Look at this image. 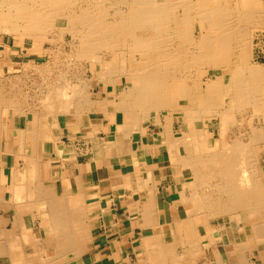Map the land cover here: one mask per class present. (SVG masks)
<instances>
[{
  "label": "bare ground",
  "instance_id": "1",
  "mask_svg": "<svg viewBox=\"0 0 264 264\" xmlns=\"http://www.w3.org/2000/svg\"><path fill=\"white\" fill-rule=\"evenodd\" d=\"M260 1L0 0V29L16 36L22 48L27 38L32 40L34 50L50 33L58 32L60 36L67 33L72 53L92 61L95 58L99 71L95 69L94 75L101 91L107 92L112 85V97H123L119 105H115L128 119L117 128L125 126L132 133L149 121L171 131L172 119L182 115L183 125L177 142L185 146L183 162L193 179L185 184L183 211L171 235L166 237L158 232L144 238L141 256L146 259L145 264H194L196 256L207 255L210 247L215 264H241L249 260L251 251L247 225L256 228L258 236H264V186L254 147L264 133L253 126L249 139L238 136L230 145L227 143L230 135H226L229 139L224 141L232 125L233 109L242 111L250 106L257 112L264 106V97H260L264 94V75L250 64L252 38L249 30L246 34L248 26L264 24V2ZM99 52L114 55V59L102 58L97 55ZM203 67L208 68V74L202 81L198 71ZM53 68L47 69L52 71ZM226 69L231 70L227 78L224 74L216 75V71ZM193 72L197 77H193ZM46 81L49 87L45 84L46 91L37 95L44 97L45 104L40 111L35 109L31 113L30 128L35 131L45 122L41 119L64 116V112L83 113L88 105L86 97H90L86 85L79 80L73 87L72 81L71 85L65 83L68 86L51 79ZM2 85L0 113L2 107L9 110L14 106L20 111L16 104L18 99L14 98L20 96ZM211 116L221 122V139L208 150L207 130L200 128L198 122ZM0 127H3L1 121ZM214 179L217 182L210 185L212 193L201 194L200 183ZM222 214L229 216L234 241H226L207 222ZM220 241L224 243L221 245ZM231 257H236L239 263H232ZM209 263L205 259L202 264Z\"/></svg>",
  "mask_w": 264,
  "mask_h": 264
},
{
  "label": "crops",
  "instance_id": "2",
  "mask_svg": "<svg viewBox=\"0 0 264 264\" xmlns=\"http://www.w3.org/2000/svg\"><path fill=\"white\" fill-rule=\"evenodd\" d=\"M120 114L97 111L85 131H35L22 116L8 117L0 133V264H145L144 238L171 235L191 181L185 146L172 125L117 128L128 119Z\"/></svg>",
  "mask_w": 264,
  "mask_h": 264
},
{
  "label": "rangeland",
  "instance_id": "3",
  "mask_svg": "<svg viewBox=\"0 0 264 264\" xmlns=\"http://www.w3.org/2000/svg\"><path fill=\"white\" fill-rule=\"evenodd\" d=\"M94 1H96V0H94ZM101 1L110 2L112 0H101ZM260 2H264V0H261ZM263 10H264V6L262 5V11ZM263 29H264L263 22L261 25H258V26H253V27L248 26V28L246 29L247 30L246 34L248 35V30H249V35L251 34V38H252L251 39V46L253 48L252 49L253 52L251 55L250 64L253 65V67H257L259 69V71L260 72L262 71L261 73H263V75H264V30ZM196 33L198 34L199 32L196 31ZM55 34H57V35H55ZM48 37H47L48 39L45 40L41 44L40 47H38L37 49H34V50H36V51H34L31 49L33 44H32V40L30 38H27V40L25 41L23 48H22L20 45V41L18 40V38L16 36H14L12 33H8L5 30L0 29V67H1L0 71H2L0 74V76H1L0 79L2 78L0 80V86L3 84L2 87L5 86L4 89H6V87L8 88V90L13 89L12 91H14L15 94L20 96V97H14V98H16V100L18 99L17 102L19 103V105H18V103H16V104H17V106H19L20 111L18 110L17 107H14V106L10 107L9 110H7L5 107L1 108L0 121H1L2 125L5 127V125H6L5 121L8 120V117H15L16 115H20V116H22L23 123L26 127L30 128V126H32L33 117H32L31 113L35 109L37 111H40L41 107L45 104L44 97H37V95H39L41 91H46V89L49 87L48 86L49 83H47L46 79H51L52 81L53 80L57 81L59 84H63L65 86H68L67 85L68 83H69V85H71L70 81H72V83H73L72 87L75 86L79 80L81 82V84H83V86L86 85L87 91H89V95H90V97H86V99L88 100V105H87V107L84 108L83 113L81 112L80 114H78V113L64 112V114H63L64 116H60V117H54V116L51 117L50 116L48 118L41 119L42 121H45L42 125L45 126L47 130H50V128H52V127H59V128H66L67 127V129H73L75 131H78V130L85 131L87 129L86 127L87 126L89 127V125H90L91 118L98 116L97 111L101 113V112H104L106 110H110L113 117L118 120V116H121V114L117 111L116 105L117 104L119 105V103H120L121 99H123V97H115V98L112 97V92H113L112 91L113 90L112 85L108 86L107 92L110 95L109 97H107L108 96L107 92L101 91V88H100L99 84L97 83L95 75H94L95 69H97V72L99 71L98 68H96V62L94 61L95 58H92V59H94L92 61L91 58L79 57L78 55H75L76 52L72 53L70 50V47L68 45L69 41H70V36L67 33L65 35H61V36L59 35L58 32L52 33V34L50 33L48 35ZM51 39L55 40V41L52 43ZM58 45H60V46L58 47ZM10 47H11V49H10ZM51 47L55 51L50 49ZM56 49L59 51H57ZM56 51L61 52V53H57ZM99 54L102 56V58L108 57L107 60H109L110 58L114 59V57H113L114 55L110 56V54H107L104 52L97 53V55H99ZM56 55H58V56H56ZM56 57L58 59H56ZM81 59H82V61H81ZM49 62H51V63H49ZM55 63L57 65H55ZM44 64H45V66H42ZM254 64H255V66H254ZM33 66H35V67H33ZM62 66H63V68H61ZM11 67H15V68L10 70L9 68H11ZM48 67H51V68L54 67L55 69L53 68V69H51L52 71H50V69H47ZM75 67L79 71H77V69ZM31 68H32V70H31ZM64 68H66L67 72L64 70ZM74 68H75V71H74ZM204 68L205 67L200 68L198 71L199 74L202 76V78H201L202 81L204 80L203 79L204 75L208 74V68L207 67H206L207 69L206 68L204 69ZM46 72H47V74H46ZM69 72L72 74L74 73L75 75H72ZM198 72H197V74H198ZM230 72H231V70H229V69L218 70V71H216V75L222 76L224 74L227 78L229 76ZM68 73H69V75H71L70 77H68L69 76ZM193 74H192L193 77H197L195 72H193ZM56 75H58V77ZM9 76H10V78H9ZM76 76H77L78 80H77ZM17 77L20 80H18ZM24 77H25V79H24ZM53 77L55 79H53ZM64 77H65V79H64ZM35 78H36V80H35ZM59 78H60V80H59ZM72 78H74V79H72ZM9 80H10V82H9ZM62 80H64L63 83L61 82ZM83 81H85L86 84H85V82L82 83ZM118 81L119 80H117V82ZM263 81H264V78H263ZM20 82H21V84H20ZM66 82H67V84H65ZM120 82H121V78H120ZM36 83H37V85H36ZM14 84H16V85H14ZM34 84L36 86L39 85L40 87L39 86L36 87ZM121 84H123V86H125L124 82H121ZM12 85H14V86H12ZM20 85H22V86L20 87ZM44 85L47 86V88ZM263 85H264V82H263ZM40 88H42V90ZM21 89H23V90H21ZM261 93H262V91H261ZM31 95H32V97H31ZM262 96L264 97V94L263 95L260 94V97H262ZM88 107H89V109H88ZM262 108L259 110L260 112L259 111L256 112V110L250 106L245 107V109L243 108L242 111H238L237 109H233L231 117H230L232 125L229 126V129L231 131L228 129V131L225 133L224 141H227L230 138L229 139L230 142L227 141V143H229L231 145V144L235 143V141L237 139H239L240 137L241 138L245 137L244 139H247V138L249 139L248 136L251 134V130L254 127L260 128L259 131H261V133L263 134L264 130L263 129L261 130V128L264 127V108L263 109ZM86 110H88V111H86ZM25 114H27V115H25ZM152 114L154 115V112ZM204 119L202 120V122H198V126L200 128H204L205 130H207L206 133H207V139L208 140H206V145H207L206 147L209 150V148L213 145L214 142H216V140L221 139V137H220L221 136V129H220L221 128L220 127L221 122H220L219 118L215 117V116H211L209 118H204ZM172 120H173V124H171V125L173 126V131L174 132L177 131L178 133H180L181 126L183 125L182 115H178V119L174 118ZM251 125H252V127H251ZM37 126H40V125H37ZM205 126H207V127H205ZM0 130H1V127H0ZM228 132H230V133H228ZM226 135H227V137L230 135V137L227 139ZM238 136H239V138H238ZM263 139H264V135H260L259 138L257 139V141H255L256 143L254 144V147L256 149L255 154L257 157V161H258L260 170L262 172L261 178H262V182H263V186H264V140ZM231 140H233V141H231ZM260 141H263V142H260ZM204 152H206V151H203V153ZM189 177H190L189 180L193 179V176L191 174L189 175ZM216 182H217V180L215 181V179H214L211 181L208 180L204 183H200L199 190L201 191V194L212 193V190L210 189V185H214ZM207 222L211 226H213V228L217 234H219V235L221 234L222 236H224L226 238L225 239L226 241H228L229 239L234 241V239L231 237L232 236L231 231H230L231 225H230L229 216L227 214H222L218 217L210 218ZM232 226L235 228L236 223L233 222ZM200 232H202V231H200ZM247 235H248L249 242L251 245V249H250L251 251L249 252V257H248L249 260L248 261H242L241 264H253L250 260H252L254 262V264H264V247H263L264 246V236H262V237L258 236L256 228H251L249 225H247ZM228 236H230V238H227ZM167 237H169V235H167ZM220 243L222 245V243H224V241H220ZM220 249L223 250V247L220 246ZM250 253H251V255H250ZM205 259H208V261H210L209 264H215L212 247H210L208 249L207 255L200 253L199 255L196 256V261L197 262L199 261L200 264H202L203 261H205ZM231 262L232 263H239V261L237 260L236 257H231ZM180 263H182V262H180ZM137 264H142V262L139 261Z\"/></svg>",
  "mask_w": 264,
  "mask_h": 264
}]
</instances>
